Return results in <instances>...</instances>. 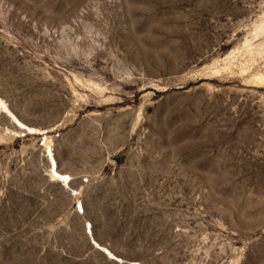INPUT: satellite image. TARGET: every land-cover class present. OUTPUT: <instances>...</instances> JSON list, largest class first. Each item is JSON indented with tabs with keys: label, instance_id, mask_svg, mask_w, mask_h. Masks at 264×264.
<instances>
[{
	"label": "rangeland",
	"instance_id": "obj_1",
	"mask_svg": "<svg viewBox=\"0 0 264 264\" xmlns=\"http://www.w3.org/2000/svg\"><path fill=\"white\" fill-rule=\"evenodd\" d=\"M0 98V264H264V0H0Z\"/></svg>",
	"mask_w": 264,
	"mask_h": 264
},
{
	"label": "bare ground",
	"instance_id": "obj_2",
	"mask_svg": "<svg viewBox=\"0 0 264 264\" xmlns=\"http://www.w3.org/2000/svg\"><path fill=\"white\" fill-rule=\"evenodd\" d=\"M0 106L4 110V112L8 115V117L13 121V123L22 131L28 133H36L39 131L38 128L31 127L22 120H20L1 98H0ZM14 120H16L18 123H16V121ZM45 151H46V156L50 161V169H49L50 175L58 179H63L67 183L68 177L59 171L57 161L52 152V147L50 145H46ZM79 206L80 208H83L82 203H80Z\"/></svg>",
	"mask_w": 264,
	"mask_h": 264
},
{
	"label": "water",
	"instance_id": "obj_3",
	"mask_svg": "<svg viewBox=\"0 0 264 264\" xmlns=\"http://www.w3.org/2000/svg\"><path fill=\"white\" fill-rule=\"evenodd\" d=\"M14 121H16V120H14ZM16 123H18V122L16 121Z\"/></svg>",
	"mask_w": 264,
	"mask_h": 264
}]
</instances>
